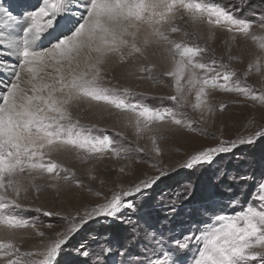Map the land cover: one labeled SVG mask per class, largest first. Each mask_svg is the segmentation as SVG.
Wrapping results in <instances>:
<instances>
[{"label":"snow or ice","instance_id":"1","mask_svg":"<svg viewBox=\"0 0 264 264\" xmlns=\"http://www.w3.org/2000/svg\"><path fill=\"white\" fill-rule=\"evenodd\" d=\"M73 6V0H41L28 13L22 36L6 41L17 63L6 69L10 73L7 81L0 79V264H58L63 246L89 220L114 217L122 208L133 207L125 198L151 187L166 175L158 169V176L140 179L129 188L111 190L102 203L66 216L67 227L51 236L41 230V227L52 229L51 224L38 226L36 221L25 219L16 211L24 207L22 201L28 198L30 190L40 193L38 180L52 181L46 186L57 193L72 183L83 187L76 173L53 159L54 155L73 153L81 164L88 165L86 171L93 181L97 179L96 162L127 159L129 148L122 140L97 129L96 125L85 127L74 119L73 109L81 104L116 110L138 138L149 137L157 157L161 155L157 139L164 138L165 122L191 127L174 108L134 103L130 97L136 94L131 88L109 86L106 73L113 61L126 66L128 77L153 81L156 64L150 57L167 62L170 66L163 75L172 78L175 91L168 99L180 107L189 105V96L194 92L191 108L212 113L208 89L235 92L264 107V91L257 93L247 84L242 86L239 79H233L236 71L222 61L217 67L215 57H211L210 63L197 59L208 53V48L186 39L193 37L198 41L202 25L209 29V40L214 39L215 29L222 28L231 34L232 40L239 36L258 43L264 53V37L253 31L254 21L238 16L218 0H82L79 7L83 10L78 16L71 13ZM257 23L264 29V16ZM182 24L190 25L192 31ZM56 30L60 34L50 41V46L37 50V42ZM173 34H181L182 38L175 39ZM234 59L238 57L228 56L229 61ZM262 68L264 55L249 63L244 78L253 69L261 73ZM225 107L220 104L221 110ZM116 136L123 137V133L117 132ZM258 137H264V128L247 139L221 141V146L191 155L181 167L210 163L213 154L230 150L224 144L232 147L237 142L251 144ZM126 168L128 165L118 166L116 171L127 174ZM95 195L104 194L96 191ZM43 215L61 213L43 211ZM26 229L41 238L40 249H21L17 239H23L20 234ZM198 233L177 242L178 248L185 249L195 241L192 264H264V180L258 182L246 207L232 215H215ZM82 254L89 255L87 251ZM159 264L176 262L159 261Z\"/></svg>","mask_w":264,"mask_h":264},{"label":"rangeland","instance_id":"2","mask_svg":"<svg viewBox=\"0 0 264 264\" xmlns=\"http://www.w3.org/2000/svg\"><path fill=\"white\" fill-rule=\"evenodd\" d=\"M9 3L8 13L20 21L28 20V13L35 10L41 0H0ZM80 2V0H73ZM227 5L240 17L254 21L253 31L264 37V29L258 23L264 16V0H218ZM27 17V18H26ZM24 24V23H23ZM22 24V25H23ZM192 31L190 25H181ZM215 37L208 39L209 29L200 26L198 41L193 37L186 38L190 42H198L208 48V53L198 57L202 62L217 60V67L222 61L236 71L241 84H247L257 93L264 91V68L261 73L253 69L247 78L249 63L261 53L258 43L237 36L231 39L225 29L214 30ZM53 31L52 38L45 35L39 41V50L50 46V41L59 35ZM173 38L181 39V34H173ZM230 49V51H229ZM238 57L229 61L228 56ZM156 64L153 80H137L125 74L126 66L109 65L106 81L116 88H131L136 94L130 97L132 102H141L152 108H174L191 124L181 127L165 122L162 125L163 139H157L161 155L157 157L152 151V143L147 135L138 138L132 127L126 125L122 115L114 109H105L102 105L81 104L73 109L74 119H79L85 127L96 125L106 134L122 140L129 148L127 159L114 161L105 159L96 162L94 175L90 180L87 174L88 165L81 164L73 153H60L53 159L64 164L76 173L83 187L72 183L62 187L59 193L46 185L50 180H38L41 191L36 194L30 190L27 199L23 200L24 209L16 210L25 219L36 221L38 226L51 224L52 229L41 227L47 235L62 231L67 227L65 217L74 215L77 210L90 209L97 202H103L104 196H110L111 190L118 187L129 188L140 179L160 175L158 169L166 175L161 176L151 187L140 193L125 198L133 207H124L116 216H99L89 220L68 243L63 246L57 260L58 264H159V261H175L176 264H192V256L196 253L195 241L188 248L177 247V242H184L185 237L198 233V229L210 223L217 214L232 215L246 207L252 201L258 182L264 180V137L254 138L253 143L240 144L235 147L223 145L229 151L215 153L211 162L197 164L192 168L181 167L191 155L207 148L221 146V141H238L247 139L255 131L264 128V107L253 104L235 92H223L208 89V101L213 112L194 110L195 94L189 96V105L180 107L168 99L174 95L173 80L163 75L169 64L158 57H150ZM199 71V70H198ZM10 74L0 73V79L7 81ZM220 104L226 107L221 110ZM92 106V107H91ZM123 133L117 137L116 133ZM144 149L143 152L138 149ZM128 165L127 174H119L118 166ZM105 183L101 184L100 181ZM96 191L104 195L97 197ZM41 209V211H36ZM43 211L60 212L59 216H44ZM78 222V221H77ZM17 243L22 250L40 249L39 237L31 229L23 230ZM87 251L88 256L82 253Z\"/></svg>","mask_w":264,"mask_h":264},{"label":"bare ground","instance_id":"3","mask_svg":"<svg viewBox=\"0 0 264 264\" xmlns=\"http://www.w3.org/2000/svg\"><path fill=\"white\" fill-rule=\"evenodd\" d=\"M80 2H82V0H80ZM80 2H73L74 6L71 8L72 14L78 16L79 12L83 10L79 7ZM8 5L9 3L2 4L0 1V73L3 74H10L8 71H6V69L8 66L17 63V57L11 54L10 49L7 47L6 41L9 39L18 40L20 36H22V27L26 26L25 20L21 22L20 19L16 18L13 14L10 15L12 19H9V13L6 8ZM47 37L48 39L52 38V36L48 35ZM38 48L39 41L37 42V50H39ZM92 105L94 108L95 104Z\"/></svg>","mask_w":264,"mask_h":264}]
</instances>
